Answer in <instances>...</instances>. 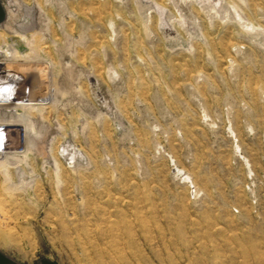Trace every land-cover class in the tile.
I'll list each match as a JSON object with an SVG mask.
<instances>
[{"label": "rangeland", "instance_id": "obj_1", "mask_svg": "<svg viewBox=\"0 0 264 264\" xmlns=\"http://www.w3.org/2000/svg\"><path fill=\"white\" fill-rule=\"evenodd\" d=\"M0 126V264H264V0H0Z\"/></svg>", "mask_w": 264, "mask_h": 264}, {"label": "bare ground", "instance_id": "obj_2", "mask_svg": "<svg viewBox=\"0 0 264 264\" xmlns=\"http://www.w3.org/2000/svg\"><path fill=\"white\" fill-rule=\"evenodd\" d=\"M4 36H6L5 34H4ZM19 55V54H18ZM4 58H6V60H8V61H11V62H13L12 61V59H11V54L9 55V53H7L6 54V56L4 57ZM2 61H5V60H2ZM17 61V60H16ZM4 63V62H3ZM12 65L16 68V69H18V70H26L28 67H30V66H32V65H34V64H32L30 61H26V60H24V61H17V62H13L12 63ZM9 125V124H8ZM21 126V125H20ZM20 126H16L15 128H14V130H13V133H12V136H10L9 135V130H8V128H7V126H0V127H2V128H4L5 129V135L3 136L2 134H0V144H1V142L3 143V141L2 140H5V143H4V147L6 148V149H9V148H12V146L13 145H15V144H17V142H18V140H16V138H17V136L19 135V133L22 131V129H23V131L25 130V126H22V127H20ZM14 127V126H13ZM11 130V129H10ZM16 137V138H15ZM10 138H12V139H10ZM15 139V140H14ZM18 139V138H17ZM3 147V148H4ZM14 147V146H13ZM16 148V147H15ZM4 150V149H3ZM0 153H5L4 151H2V150H0ZM7 153V152H6ZM6 155V154H5Z\"/></svg>", "mask_w": 264, "mask_h": 264}, {"label": "built area", "instance_id": "obj_3", "mask_svg": "<svg viewBox=\"0 0 264 264\" xmlns=\"http://www.w3.org/2000/svg\"><path fill=\"white\" fill-rule=\"evenodd\" d=\"M5 132H6L5 129L0 127V134H2L4 136ZM2 141H3V143L1 142V144H0V150H3L4 143H5V140H2Z\"/></svg>", "mask_w": 264, "mask_h": 264}]
</instances>
